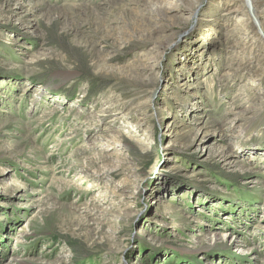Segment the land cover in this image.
I'll return each mask as SVG.
<instances>
[{
    "label": "rangeland",
    "instance_id": "1",
    "mask_svg": "<svg viewBox=\"0 0 264 264\" xmlns=\"http://www.w3.org/2000/svg\"><path fill=\"white\" fill-rule=\"evenodd\" d=\"M248 1L0 0V264H264Z\"/></svg>",
    "mask_w": 264,
    "mask_h": 264
},
{
    "label": "bare ground",
    "instance_id": "2",
    "mask_svg": "<svg viewBox=\"0 0 264 264\" xmlns=\"http://www.w3.org/2000/svg\"><path fill=\"white\" fill-rule=\"evenodd\" d=\"M250 1H253V0H250ZM260 1V4H262V5H264V0H259ZM173 4H175L174 2H171L169 5V7H168V9H172L173 8ZM250 5H251V7L253 6V2H250ZM143 6V8H144V11H145V14H151L152 12H159L160 11V8L158 7V6H155V5H151V4H149L148 2L146 3H144V5H142ZM255 7V10H258V7H256V6H254ZM253 8V7H252ZM264 10H262V12H263ZM252 12H254V11H252ZM257 12V11H256ZM255 12V13H256ZM254 15V18L256 19V22H257V20H258V18L257 17H255V14H253ZM172 23V22H171ZM176 23H177V21H175V22H173V26H174V24L176 25ZM178 25L180 26L181 25V23H178ZM259 25H260V23H259ZM173 26L171 27H168V29H173ZM255 30V29H254ZM66 37H67V35H66ZM102 139V138H101ZM102 140H104V139H102Z\"/></svg>",
    "mask_w": 264,
    "mask_h": 264
},
{
    "label": "water",
    "instance_id": "3",
    "mask_svg": "<svg viewBox=\"0 0 264 264\" xmlns=\"http://www.w3.org/2000/svg\"><path fill=\"white\" fill-rule=\"evenodd\" d=\"M249 1H250V0H249ZM249 1H248V3H249ZM249 6H250V3H249ZM249 10H251V8H249ZM252 11H253V10H252ZM252 11H251V12H252Z\"/></svg>",
    "mask_w": 264,
    "mask_h": 264
}]
</instances>
